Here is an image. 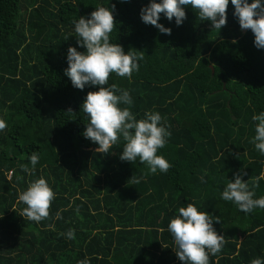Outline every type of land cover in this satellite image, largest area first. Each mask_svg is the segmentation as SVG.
Wrapping results in <instances>:
<instances>
[{
	"label": "trees",
	"instance_id": "trees-1",
	"mask_svg": "<svg viewBox=\"0 0 264 264\" xmlns=\"http://www.w3.org/2000/svg\"><path fill=\"white\" fill-rule=\"evenodd\" d=\"M149 3L0 0V119L7 124L0 131V264H183L167 226L189 203L221 218L213 227L226 243L210 264L264 260V209L244 213L221 198L236 174L255 199L264 197V155L251 142L252 117L264 112V49L251 30L241 31L231 0L220 30L190 5L179 26L161 14L171 35L143 23ZM101 6L116 21L110 42L145 54L131 79L113 73L108 86L130 93L137 119L161 114L171 133L157 153L172 164L167 173L121 160L122 138L103 154L83 135L89 121L81 106L99 86H72L67 52H86L74 21ZM33 151L39 161L29 174L22 165L32 168ZM132 176L144 178L133 184ZM39 178L56 196L50 218L36 223L20 216L26 205L18 197ZM69 229L74 240L61 235Z\"/></svg>",
	"mask_w": 264,
	"mask_h": 264
},
{
	"label": "clouds",
	"instance_id": "clouds-1",
	"mask_svg": "<svg viewBox=\"0 0 264 264\" xmlns=\"http://www.w3.org/2000/svg\"><path fill=\"white\" fill-rule=\"evenodd\" d=\"M231 4L235 9L233 15L238 18L241 29L251 30L255 46L264 49V4L261 0H252L251 3L248 0H231ZM189 5L197 11L202 21H210L212 28L220 30L226 25L229 0H162L160 3L150 0L141 9V20L156 27L161 33L171 35V29L158 22L161 14L169 21L175 18L179 26L187 18L184 6ZM112 7L115 8V5ZM90 17H80L78 21H74L78 43L86 48V52L81 53L75 47H69L68 67L65 69V75L74 88L83 90L86 85L99 86L98 91L88 92L81 106L89 121L83 135L98 144L96 152L103 154L110 153V149L122 138L125 143L121 160L132 163L139 160L141 164L147 165L152 174L158 170L167 173L172 164L157 154L166 146L171 136L162 122L161 114L149 111L145 113L144 119H137L131 111L133 100L130 93L115 84L108 86L113 73L131 79L133 73L139 71V61L144 59L145 54L131 51L125 53L121 45L110 42L116 21L109 8L98 7ZM67 113L73 112L68 109ZM252 119L257 124L256 135L251 142L264 155V112L254 115ZM6 128V122L0 119V131ZM29 160L32 168L22 165V169L32 174L39 161L35 151ZM143 178L131 177L133 184H139ZM55 196L46 179L35 180L19 194L18 202L26 205L20 216L36 223L50 218V207ZM254 196V191L249 190L248 183L242 180L240 174H236L234 182L227 183L221 194L224 201L232 202L244 213H251L256 208L264 209V197L255 199ZM57 218H61L59 213ZM214 222L220 223L221 218L199 211L192 203L178 209V215L170 220L167 227L174 238L176 256L183 264H210V255L216 256L222 251L226 241L223 235L216 232ZM61 235L74 240L75 230L69 229ZM78 264L89 262L85 259ZM251 264H264V260L256 258Z\"/></svg>",
	"mask_w": 264,
	"mask_h": 264
},
{
	"label": "rangeland",
	"instance_id": "rangeland-1",
	"mask_svg": "<svg viewBox=\"0 0 264 264\" xmlns=\"http://www.w3.org/2000/svg\"><path fill=\"white\" fill-rule=\"evenodd\" d=\"M243 32H244V30H243ZM226 233L228 234V235H230V236H232L233 238H236V235L235 234H233V233H231V232H229V231H226ZM239 239V238H238ZM237 238H236V240H238Z\"/></svg>",
	"mask_w": 264,
	"mask_h": 264
},
{
	"label": "water",
	"instance_id": "water-1",
	"mask_svg": "<svg viewBox=\"0 0 264 264\" xmlns=\"http://www.w3.org/2000/svg\"><path fill=\"white\" fill-rule=\"evenodd\" d=\"M241 31L243 32V29H241ZM245 31V30H244Z\"/></svg>",
	"mask_w": 264,
	"mask_h": 264
},
{
	"label": "built area",
	"instance_id": "built-area-1",
	"mask_svg": "<svg viewBox=\"0 0 264 264\" xmlns=\"http://www.w3.org/2000/svg\"><path fill=\"white\" fill-rule=\"evenodd\" d=\"M11 174H9V176H10Z\"/></svg>",
	"mask_w": 264,
	"mask_h": 264
}]
</instances>
